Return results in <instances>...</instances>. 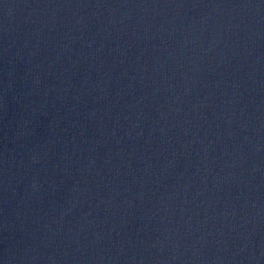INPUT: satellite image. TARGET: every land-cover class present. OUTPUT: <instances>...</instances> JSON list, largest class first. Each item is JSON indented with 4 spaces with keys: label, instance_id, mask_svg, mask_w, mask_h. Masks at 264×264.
Returning <instances> with one entry per match:
<instances>
[{
    "label": "water",
    "instance_id": "95a60500",
    "mask_svg": "<svg viewBox=\"0 0 264 264\" xmlns=\"http://www.w3.org/2000/svg\"><path fill=\"white\" fill-rule=\"evenodd\" d=\"M0 264H264V0H0Z\"/></svg>",
    "mask_w": 264,
    "mask_h": 264
}]
</instances>
